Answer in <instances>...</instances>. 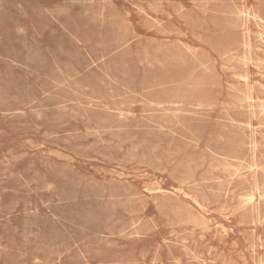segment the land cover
Segmentation results:
<instances>
[{
  "label": "rangeland",
  "instance_id": "obj_1",
  "mask_svg": "<svg viewBox=\"0 0 264 264\" xmlns=\"http://www.w3.org/2000/svg\"><path fill=\"white\" fill-rule=\"evenodd\" d=\"M263 62L264 0H0V264H264Z\"/></svg>",
  "mask_w": 264,
  "mask_h": 264
},
{
  "label": "bare ground",
  "instance_id": "obj_2",
  "mask_svg": "<svg viewBox=\"0 0 264 264\" xmlns=\"http://www.w3.org/2000/svg\"><path fill=\"white\" fill-rule=\"evenodd\" d=\"M242 2V1H241ZM243 9V8H242ZM100 14H102V13H100ZM244 17V16H243ZM254 20V19H253ZM257 27V26H256ZM258 28V27H257ZM165 33V32H164ZM261 35V34H260ZM249 39V38H248ZM244 49V48H243ZM244 57V56H243ZM264 63V62H263ZM245 64V63H244ZM256 68V67H255ZM256 70H257V68H256ZM241 79V78H240ZM243 84V83H242ZM252 85V84H251ZM252 88V87H251ZM233 89V88H232ZM155 103V102H154ZM154 103H152V104H154ZM157 106V105H156ZM242 107V106H241ZM257 110V109H256ZM259 110V109H258ZM260 113V112H259ZM254 116V115H253ZM249 118V117H248ZM258 127V126H257ZM249 128V127H248ZM247 128V129H248ZM259 129H260V127H259ZM250 130V129H249ZM244 134V133H243ZM254 135V134H253ZM258 135V134H257ZM248 141H249V139H248ZM254 142V141H253ZM249 143H250V141H249ZM255 151V150H254ZM255 156V155H254ZM227 159V158H226ZM258 159V158H257ZM255 160V159H254ZM236 161V160H235ZM256 168V167H255ZM249 170V169H248ZM256 172V171H255ZM237 173V172H236ZM182 174V173H181ZM184 175V174H183ZM188 176V178H191V177H189V175H187ZM244 176H245V174H244ZM193 178V177H192ZM191 178V179H192ZM251 179V178H250ZM255 179H256V177H255ZM188 181V180H187ZM186 182V181H185ZM256 183V182H255ZM260 185V184H259ZM248 186V185H247ZM255 188V187H254ZM259 188V187H258ZM251 189V188H250ZM264 189V188H263ZM168 190V189H167ZM248 191V190H247ZM254 191V190H253ZM252 191V192H253ZM250 193V192H249ZM249 193H247V194H249ZM255 193H257V192H255ZM262 198V197H261ZM195 202V201H194ZM216 204V203H215ZM244 207H246V206H244ZM223 208V207H222ZM257 209V208H256ZM12 210V209H11ZM14 210V209H13ZM9 212V211H8ZM8 214V213H7ZM207 215V214H206ZM259 216V215H258ZM3 219V218H2ZM8 221V220H7ZM10 223V222H9ZM257 224V223H256ZM134 226V225H133ZM130 227H131V225H130ZM121 229V228H120ZM127 229V228H126ZM27 230V229H26ZM204 230V229H203ZM11 231V230H10ZM120 232V231H119ZM118 232V233H119ZM121 232H123V231H121ZM125 232V231H124ZM134 232V231H133ZM111 233V232H110ZM136 233V232H135ZM17 235V234H16ZM27 235H28V233H27ZM1 237V236H0ZM13 238V237H12ZM258 239H259V237H258ZM1 240V239H0ZM183 241V240H182ZM260 241V240H259ZM260 244V243H259ZM6 247V246H5ZM185 248V247H184ZM183 250H185V249H183ZM197 257V256H196ZM198 258V257H197ZM244 258V257H243ZM259 258V257H258ZM49 262V261H48ZM53 262V261H52ZM51 262V263H52ZM4 264V263H3ZM261 264V263H260Z\"/></svg>",
  "mask_w": 264,
  "mask_h": 264
}]
</instances>
